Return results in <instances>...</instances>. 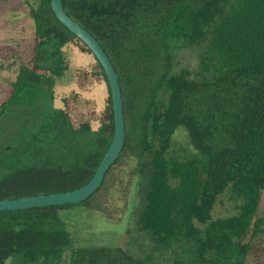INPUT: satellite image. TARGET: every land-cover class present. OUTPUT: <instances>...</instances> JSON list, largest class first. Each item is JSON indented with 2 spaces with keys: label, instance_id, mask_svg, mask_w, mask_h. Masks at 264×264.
Listing matches in <instances>:
<instances>
[{
  "label": "trees",
  "instance_id": "1",
  "mask_svg": "<svg viewBox=\"0 0 264 264\" xmlns=\"http://www.w3.org/2000/svg\"><path fill=\"white\" fill-rule=\"evenodd\" d=\"M61 3L99 42L118 78L125 139L105 176L124 157L136 159L135 235L127 231L125 249L76 251L57 214L73 204L0 211V264H245L249 248L237 229L249 226L255 208L248 204L264 191V0ZM29 10L36 38L32 64L40 72L20 65L0 105V135L12 129L7 145H0V200L84 186L114 131L108 84L95 57L55 18L50 0H35ZM72 40L100 67L108 107L95 131L86 122L69 134L53 87L66 69L62 47ZM182 51L189 66L178 63ZM177 132L190 145L181 147L184 154L172 149ZM248 170L237 216L242 225L222 226L226 218L211 225L216 197ZM105 176L83 202L93 200ZM68 251L77 255L75 263Z\"/></svg>",
  "mask_w": 264,
  "mask_h": 264
},
{
  "label": "rangeland",
  "instance_id": "2",
  "mask_svg": "<svg viewBox=\"0 0 264 264\" xmlns=\"http://www.w3.org/2000/svg\"><path fill=\"white\" fill-rule=\"evenodd\" d=\"M34 1L0 0V105L10 96L11 85L20 65L36 70L32 64L36 38L29 10V4ZM62 51L66 69L63 75L55 80L53 88L54 106L61 108L68 120L63 128L68 129L70 134L81 124L88 122L91 130L95 131L105 122V110L108 107L104 76L91 53H88L78 40L66 43ZM180 54L179 65L189 66L188 53L182 51ZM5 123L8 125L9 121L5 120ZM7 125L2 128H8ZM10 132L12 129L5 130L4 134L0 135L1 146L7 145V135ZM59 137L66 139L62 135ZM181 147L190 149L185 134L177 132L173 139V152L184 154L185 151L181 150ZM136 165L135 158L129 155L124 157L105 176V182L93 200L91 198L87 202L73 204L69 209L59 210L58 218L67 224L71 237L70 246L74 250L95 246L126 248L129 237L127 231L131 230L130 234L135 235L136 228L131 217L140 194L139 175L134 172ZM249 176L250 170L241 178L231 180L216 197L211 210V221L214 220L211 225L223 222L224 218L227 221L222 223V226L242 225L243 220L237 216L244 204V187ZM248 206L255 208L249 226L237 229H243L240 237L249 248L245 264H264V191L260 193L258 201L251 202ZM65 255H71L72 263L77 260V255L70 254L69 251ZM65 255L63 260L68 257Z\"/></svg>",
  "mask_w": 264,
  "mask_h": 264
},
{
  "label": "water",
  "instance_id": "3",
  "mask_svg": "<svg viewBox=\"0 0 264 264\" xmlns=\"http://www.w3.org/2000/svg\"><path fill=\"white\" fill-rule=\"evenodd\" d=\"M50 7L55 18L88 48L104 72L112 104L113 137L92 178L84 186L72 191L56 194L0 200V211H17L83 202L99 189L106 172L118 157L125 139L123 102L120 86L108 56L99 42L78 22L74 21L65 13L61 0H50Z\"/></svg>",
  "mask_w": 264,
  "mask_h": 264
}]
</instances>
